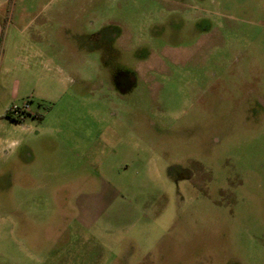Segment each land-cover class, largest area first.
Returning a JSON list of instances; mask_svg holds the SVG:
<instances>
[{
  "label": "rangeland",
  "instance_id": "1",
  "mask_svg": "<svg viewBox=\"0 0 264 264\" xmlns=\"http://www.w3.org/2000/svg\"><path fill=\"white\" fill-rule=\"evenodd\" d=\"M48 1L9 13L79 18L0 68V264H264V0Z\"/></svg>",
  "mask_w": 264,
  "mask_h": 264
},
{
  "label": "crops",
  "instance_id": "2",
  "mask_svg": "<svg viewBox=\"0 0 264 264\" xmlns=\"http://www.w3.org/2000/svg\"><path fill=\"white\" fill-rule=\"evenodd\" d=\"M12 3L13 0H0V68L4 67V72H8L10 65L23 64L27 66L29 64L33 67L34 65L42 64V62L45 63L43 57L47 59L48 63H53L54 58L55 60L60 59L61 50L58 48L61 38L60 28L75 22L79 16L74 15L72 18L63 17L61 19L57 14L48 13L46 20L40 21L36 30L28 35L25 32L33 21L34 16L30 18L20 13L15 19L13 16L10 17V11L13 12L12 9L16 8V0L14 4ZM62 36V40L66 41L69 33L63 32ZM26 50L31 56L24 57L23 53ZM73 52H76L77 55L72 57L70 68L76 73L77 77L81 80H86L82 70L90 66L89 57L91 52H87L82 46L78 45L74 47ZM17 85L18 83L15 84V87L10 92L12 98L17 96ZM4 91L5 87L0 82V93ZM18 144L19 142L12 141L10 146L17 147Z\"/></svg>",
  "mask_w": 264,
  "mask_h": 264
},
{
  "label": "built area",
  "instance_id": "3",
  "mask_svg": "<svg viewBox=\"0 0 264 264\" xmlns=\"http://www.w3.org/2000/svg\"><path fill=\"white\" fill-rule=\"evenodd\" d=\"M28 112H29V105L27 102L23 103V105L20 107L15 104H12L8 109V114L15 119L20 118L22 115Z\"/></svg>",
  "mask_w": 264,
  "mask_h": 264
},
{
  "label": "flooded vegetation",
  "instance_id": "4",
  "mask_svg": "<svg viewBox=\"0 0 264 264\" xmlns=\"http://www.w3.org/2000/svg\"><path fill=\"white\" fill-rule=\"evenodd\" d=\"M78 41L80 42L78 46H82V47L84 48V50H86L87 52L90 51L91 49H93V48L90 46V44L88 43L89 40H88L86 37H84V36H79V37H78ZM94 49L96 50V49H97V46L94 47ZM91 51H92V50H91ZM91 51H90V52H91ZM82 82H84V81H82ZM260 105H261L262 107H264V103H263V101H260ZM24 115H25V114H24ZM24 115H22L20 118H17L16 120H20Z\"/></svg>",
  "mask_w": 264,
  "mask_h": 264
}]
</instances>
